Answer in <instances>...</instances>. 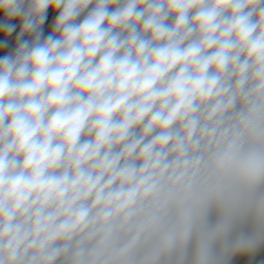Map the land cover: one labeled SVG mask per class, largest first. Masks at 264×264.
Here are the masks:
<instances>
[{
	"label": "clouds",
	"instance_id": "obj_1",
	"mask_svg": "<svg viewBox=\"0 0 264 264\" xmlns=\"http://www.w3.org/2000/svg\"><path fill=\"white\" fill-rule=\"evenodd\" d=\"M0 36V264H264V0H0Z\"/></svg>",
	"mask_w": 264,
	"mask_h": 264
},
{
	"label": "built area",
	"instance_id": "obj_2",
	"mask_svg": "<svg viewBox=\"0 0 264 264\" xmlns=\"http://www.w3.org/2000/svg\"><path fill=\"white\" fill-rule=\"evenodd\" d=\"M45 34H47V31H46ZM14 36H15V33L13 34V37L9 38V40H10V47H11L12 43H14ZM2 39H3V37L0 36V40H2ZM7 51H8V49L0 48V56L5 55L7 53ZM239 264H242V262H239Z\"/></svg>",
	"mask_w": 264,
	"mask_h": 264
},
{
	"label": "rangeland",
	"instance_id": "obj_3",
	"mask_svg": "<svg viewBox=\"0 0 264 264\" xmlns=\"http://www.w3.org/2000/svg\"><path fill=\"white\" fill-rule=\"evenodd\" d=\"M2 37V36H1Z\"/></svg>",
	"mask_w": 264,
	"mask_h": 264
}]
</instances>
